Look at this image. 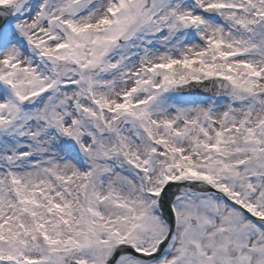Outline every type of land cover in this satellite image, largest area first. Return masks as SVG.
<instances>
[{
    "label": "snow or ice",
    "instance_id": "obj_1",
    "mask_svg": "<svg viewBox=\"0 0 264 264\" xmlns=\"http://www.w3.org/2000/svg\"><path fill=\"white\" fill-rule=\"evenodd\" d=\"M0 264H264V0H0Z\"/></svg>",
    "mask_w": 264,
    "mask_h": 264
}]
</instances>
